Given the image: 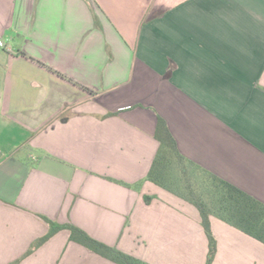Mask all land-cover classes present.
I'll use <instances>...</instances> for the list:
<instances>
[{
  "label": "crops",
  "instance_id": "obj_1",
  "mask_svg": "<svg viewBox=\"0 0 264 264\" xmlns=\"http://www.w3.org/2000/svg\"><path fill=\"white\" fill-rule=\"evenodd\" d=\"M158 116L264 203V0H0V264H115L67 230L26 255L41 216L147 264H206L192 205L117 183L148 173ZM210 227L211 264H264L263 244Z\"/></svg>",
  "mask_w": 264,
  "mask_h": 264
},
{
  "label": "trees",
  "instance_id": "obj_2",
  "mask_svg": "<svg viewBox=\"0 0 264 264\" xmlns=\"http://www.w3.org/2000/svg\"><path fill=\"white\" fill-rule=\"evenodd\" d=\"M110 115L112 114L107 116ZM154 138L158 142V149L144 179L133 186L115 182L138 189L143 181H147L192 205L198 211L207 239L206 264L212 263L216 253V241L210 227L211 217L264 245L263 202L184 157L179 152L165 120L159 116L156 120ZM41 219L48 224V231L32 244L26 255L60 230H67L69 241L115 264H147L93 239L72 224H58L43 216Z\"/></svg>",
  "mask_w": 264,
  "mask_h": 264
}]
</instances>
